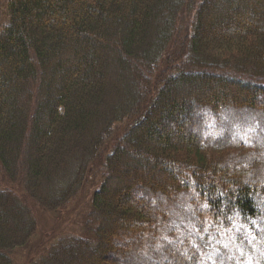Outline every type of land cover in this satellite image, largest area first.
Instances as JSON below:
<instances>
[{"label": "trees", "instance_id": "obj_1", "mask_svg": "<svg viewBox=\"0 0 264 264\" xmlns=\"http://www.w3.org/2000/svg\"><path fill=\"white\" fill-rule=\"evenodd\" d=\"M209 1L0 0V264H264V0Z\"/></svg>", "mask_w": 264, "mask_h": 264}, {"label": "rangeland", "instance_id": "obj_2", "mask_svg": "<svg viewBox=\"0 0 264 264\" xmlns=\"http://www.w3.org/2000/svg\"><path fill=\"white\" fill-rule=\"evenodd\" d=\"M232 1V0H231ZM255 1V0H254ZM224 2V3H223ZM225 0H211L207 3L206 7H205V12H209V10L212 8V13H213V22L214 23H218L219 19H226V16L231 15L229 17L233 18L234 14H230V10H225ZM253 3L251 2V5ZM217 5V8H216ZM224 6V7H223ZM236 18L240 19L239 16L242 15H235ZM245 18V17H244ZM182 19L185 22L186 21V17L184 15H182ZM187 36V32L185 30H183V32L181 33L180 37L178 38V40L180 39V41H176V45L175 48L177 50H182V44L185 41ZM188 37V36H187ZM168 63V62H167ZM196 77V76H195ZM192 79L193 82H196L197 79L193 78L192 76L190 77ZM201 80V79H200ZM217 79H213V83L212 85H215L214 87H216L217 89H221L222 87H225V85H228L227 81L228 79H224L227 81H218L216 82ZM200 84H198L199 86ZM199 88V87H197ZM203 87H201L202 89ZM205 90V88H204ZM203 91V89H202ZM194 94L196 96H198L199 98H201L200 100L202 102H205V97H206V93H200L198 90L193 91ZM199 92V93H198ZM226 98V97H225ZM226 100V102L228 103H232V101L234 100L233 98H229ZM155 112H153V115H151L150 117L154 120L156 117ZM158 114V113H157ZM157 118V117H156ZM187 122V121H186ZM185 122V119L183 120H177V124L179 123H183L186 127L187 124ZM176 125V124H175ZM178 126V125H177ZM239 148V147H238ZM241 149V148H240ZM235 148L234 151H236L237 153H239L240 151H242V153H245L246 151H249L248 149H243L240 150ZM97 168L94 169L92 173L95 174L97 173ZM5 178H7V176L4 177V179H2L3 181H5ZM182 177H180L181 179ZM90 186H92V184H89ZM96 185H94L93 187H88V189H86L84 191L83 194H81L75 201V208L72 210L70 208H65L63 211H59L58 212V216L56 218V220L51 216V215H47L45 211H39L36 207V210L34 212L35 214V219L38 225V230L40 232V234H35L34 237L32 238V240L28 243V245H26L25 247H23V253L22 254H27L29 256H27L26 258V262H29L30 260H34V259H38L40 257V255L44 252L45 249L49 248L51 245H47L50 241H53L54 243V239H56L58 237V234L60 231H63V234L67 232V230H71L70 228H78V225L81 223V215L80 210L82 208H85L86 204L88 203V199L90 196V193L92 191V189L95 187ZM22 185L18 183V191L20 193L23 192L22 190ZM47 245V246H46ZM164 261V259H162ZM25 261V260H24ZM87 259L86 258H82V256H77L75 258V260L73 262H68L72 263V264H86Z\"/></svg>", "mask_w": 264, "mask_h": 264}]
</instances>
